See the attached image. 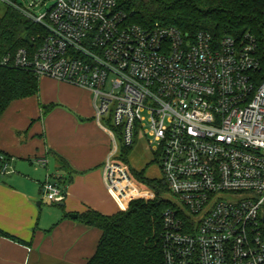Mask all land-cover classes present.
Here are the masks:
<instances>
[{"label": "built area", "instance_id": "built-area-1", "mask_svg": "<svg viewBox=\"0 0 264 264\" xmlns=\"http://www.w3.org/2000/svg\"><path fill=\"white\" fill-rule=\"evenodd\" d=\"M7 3L42 34L0 49V66L91 92L110 139L105 189L127 206L155 197L120 160L138 133L160 161L171 205L163 264H264V79L253 37L128 25L117 0H56L40 16ZM41 195L65 198L50 176Z\"/></svg>", "mask_w": 264, "mask_h": 264}, {"label": "crops", "instance_id": "crops-1", "mask_svg": "<svg viewBox=\"0 0 264 264\" xmlns=\"http://www.w3.org/2000/svg\"><path fill=\"white\" fill-rule=\"evenodd\" d=\"M38 83L36 95L11 102L0 116V156L7 158L0 172V230L25 243L0 238V264H86L101 232L78 216L127 208L103 183L110 139L93 119L90 91L49 78ZM42 158L45 167L35 163ZM47 176L64 184L63 202L42 197Z\"/></svg>", "mask_w": 264, "mask_h": 264}, {"label": "trees", "instance_id": "trees-1", "mask_svg": "<svg viewBox=\"0 0 264 264\" xmlns=\"http://www.w3.org/2000/svg\"><path fill=\"white\" fill-rule=\"evenodd\" d=\"M116 8L125 16L126 24L143 29H153L156 25L173 27L190 35L204 30L217 38L231 36L237 40L251 35L261 63L259 76L264 79L263 0H117ZM38 34H42L40 27L11 7L0 18L2 51L12 53L28 48L25 38ZM38 84L29 71L0 66V116L11 102L36 95ZM46 113L47 108L43 107L42 116ZM129 149H122L121 155ZM6 161V157L0 156V171ZM129 171L155 197L132 200L126 210L112 216L90 210L79 215L84 225L101 232L96 251L86 264H163L162 215L171 207L163 198L167 187L162 180L147 179L143 172H133L130 168ZM59 183L63 187L60 180ZM0 238L25 244L1 230Z\"/></svg>", "mask_w": 264, "mask_h": 264}, {"label": "rangeland", "instance_id": "rangeland-1", "mask_svg": "<svg viewBox=\"0 0 264 264\" xmlns=\"http://www.w3.org/2000/svg\"><path fill=\"white\" fill-rule=\"evenodd\" d=\"M55 1L56 0H0V18L5 15L10 7L7 2L20 6L33 16H40L46 13L53 6ZM120 160L127 163V167L132 169L133 172H143L147 179H162L160 161L149 150L148 144L142 134L138 133L135 136L132 148L125 151L121 155ZM141 189L146 190L147 188L141 186ZM163 198L168 200L169 196L165 194Z\"/></svg>", "mask_w": 264, "mask_h": 264}, {"label": "water", "instance_id": "water-1", "mask_svg": "<svg viewBox=\"0 0 264 264\" xmlns=\"http://www.w3.org/2000/svg\"><path fill=\"white\" fill-rule=\"evenodd\" d=\"M25 41L27 42V38H25ZM70 217L73 218V219H76L77 218L76 215H71Z\"/></svg>", "mask_w": 264, "mask_h": 264}]
</instances>
